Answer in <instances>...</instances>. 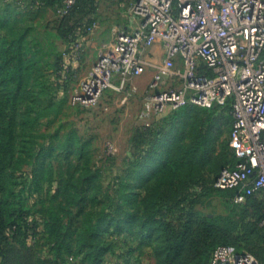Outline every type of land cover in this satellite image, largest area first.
<instances>
[{"label": "rangeland", "instance_id": "374dc122", "mask_svg": "<svg viewBox=\"0 0 264 264\" xmlns=\"http://www.w3.org/2000/svg\"><path fill=\"white\" fill-rule=\"evenodd\" d=\"M21 1L24 0H0V26L4 29L9 27L8 32L12 36L26 32L28 42L37 45L43 69L55 55L62 58L56 112L42 118L40 129V134L46 137L42 141L47 162L55 169L54 178L45 179L43 204H37L31 181L25 195L30 197L29 203L34 211L42 207L47 210L53 205L54 190L60 188L58 213L64 224L61 228L57 226V236L52 237L49 227L40 219L35 236L30 233L32 237L27 241L20 238L18 243L5 246L6 249L11 248L7 264H88L90 247L79 253L81 236L76 231L85 216L103 226L102 232L92 242L100 250L99 264H160L164 253L156 234L153 238L146 237L119 212L115 219L120 224L112 225L110 231L105 229L110 228L112 219H101L109 207L104 189L110 185L111 190L118 189L117 199L134 194L145 178L155 172V147L188 146L196 140L201 128L208 129L212 136L221 134L225 143L218 147L216 142L214 155L219 152L229 156L231 104L211 108L187 105L179 111L167 110V114L150 129L142 126L137 114L155 65L161 59L158 45L154 46L157 57L150 59L151 66L143 76L133 79V87H137L136 84L142 87L141 94L138 88L133 94L140 101V107L127 111L120 102L129 92L120 93L112 88L104 91L96 105L73 104V98L80 94L84 81L95 74L98 61L115 44L116 32L134 20L132 9L135 0H99L91 16L76 12L67 26L77 30L67 39L60 37L64 29L60 30L54 9L29 10L19 5ZM76 21H80V26L75 24ZM70 139H73L71 143ZM128 185L130 189L125 193L123 190ZM256 197L264 210V193ZM231 198L230 193L216 191L214 195L200 199L196 211L208 218L218 215L234 217L237 229L232 238L240 239L239 247L257 255L259 250H264V242L251 235V231H256L254 210L249 207L245 211L247 201L237 203ZM120 203H124L123 199ZM83 205L91 212H82ZM233 209H238L236 216ZM110 245L112 248L104 251Z\"/></svg>", "mask_w": 264, "mask_h": 264}, {"label": "trees", "instance_id": "16d2710c", "mask_svg": "<svg viewBox=\"0 0 264 264\" xmlns=\"http://www.w3.org/2000/svg\"><path fill=\"white\" fill-rule=\"evenodd\" d=\"M64 2L24 0L19 5L29 10L54 9L61 25L60 30L64 29L60 37L67 39L77 30L67 26L75 13L91 16L99 0H76L65 15H60L58 12L64 8ZM79 22L75 24L80 26ZM9 30V27L4 29L0 26V264H7L11 251V248L6 249L5 246L18 243L20 238L27 241L32 237L30 233L35 236L40 219L49 227L52 237L57 236V226L61 228L64 224L59 220L58 213L60 188L54 190L53 205L48 211L45 207L34 211L29 203L30 197L25 195L31 181L32 194L38 198L37 204H43L45 179L54 178L55 169L47 162L48 156L42 141L46 137L40 134V129L42 118L56 112L62 58L55 55L43 69L37 45L28 42L26 32L12 36ZM159 121H154L153 126ZM222 138L221 134L212 136L208 129L201 128L196 140L188 146L172 144L166 149L155 147V162L163 157L165 160L154 173L145 178L134 194L117 199L120 192L118 189L111 190V185L104 189L109 198V207L108 213L101 219H112L110 228H104L110 231L112 225L120 224L115 219L119 212L146 237L153 238L156 234L164 253L160 264H209L214 250L224 245L252 253L259 264H264V250H259L255 255L239 247L240 239L232 238L237 229L234 217L218 215L208 218L196 211L199 200L214 195L216 191L230 193L234 199L238 194L237 190H221L216 187L221 171L233 169L239 163L230 145L231 138L229 156L220 155L219 152L214 155L217 145L220 147L225 143ZM72 141L70 139L69 143ZM128 187L123 190L125 193L130 189ZM195 189L200 192L196 193ZM257 198L256 195L246 198L245 211L249 207L253 208L256 231H251V235L257 241L264 242V210ZM122 199L123 204L120 203ZM237 210L233 209L235 216ZM81 211L91 212L86 210L85 205ZM102 228L101 224L85 216L76 230L81 236L79 253L85 247H90L87 252L88 264H99L100 250L92 242L102 232ZM111 248L112 245L104 251Z\"/></svg>", "mask_w": 264, "mask_h": 264}, {"label": "built area", "instance_id": "2783aa9c", "mask_svg": "<svg viewBox=\"0 0 264 264\" xmlns=\"http://www.w3.org/2000/svg\"><path fill=\"white\" fill-rule=\"evenodd\" d=\"M76 0H65V15ZM134 20L116 32L115 44L84 81L73 104L96 105L104 91L135 94L162 51L138 116L152 127L167 110L187 105L232 107L231 148L239 158L216 180L221 190H237V203L264 193V0H135ZM264 224V223H263ZM209 264H259L235 246H219Z\"/></svg>", "mask_w": 264, "mask_h": 264}, {"label": "crops", "instance_id": "0c3cea01", "mask_svg": "<svg viewBox=\"0 0 264 264\" xmlns=\"http://www.w3.org/2000/svg\"><path fill=\"white\" fill-rule=\"evenodd\" d=\"M159 50V49H158ZM153 52H154V57H153V59H155V57H157V51H155V49H153ZM160 52H161V59H162V51H161V48H160ZM160 59V60H161ZM157 63H159V62H157ZM153 78V77H152ZM152 80V79H151ZM150 80V81H151ZM134 81H137V80H134ZM136 83H138V82H136ZM150 83V82H149ZM149 83H148V85H149ZM148 85H147V87H148ZM136 88H138V91L140 92L139 94H141V92H142V89H140V88H142V87H138V85L136 84ZM147 87H146V89H147ZM144 94H145V92H144ZM144 96V95H143ZM126 99H123V101H121L120 102V106H123V107H125V109H127V111H129L130 112V110L131 109H136V108H138V107H140V101L139 100H137V98L135 97V96H133V95H128V94H126L125 96H124ZM142 105H141V107H140V109H139V111H138V114H137V117L139 116V113L141 112V110H142V107H143V97H142ZM167 113H165L164 115H166ZM163 115V116H164ZM163 116H162V118H163ZM161 118V119H162ZM160 119V120H161ZM164 160H165V158L163 157V158H160L159 160H157L156 162H155V170L157 169V168H159L160 167V165L164 162Z\"/></svg>", "mask_w": 264, "mask_h": 264}]
</instances>
